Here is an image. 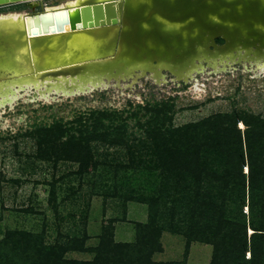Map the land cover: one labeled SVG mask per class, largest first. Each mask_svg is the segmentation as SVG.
<instances>
[{
    "label": "rangeland",
    "instance_id": "rangeland-1",
    "mask_svg": "<svg viewBox=\"0 0 264 264\" xmlns=\"http://www.w3.org/2000/svg\"><path fill=\"white\" fill-rule=\"evenodd\" d=\"M64 1L12 0L0 4V14L31 13L33 6L38 12ZM215 41L224 43L219 37ZM240 53L234 59H197L199 66L186 80L166 69L161 70L159 80L148 70H136L118 79L102 76L100 82L88 83L82 90L40 83L13 85L7 96L0 94V254L7 252L3 240L12 230L42 234L46 244L63 245L86 233L85 246L91 249L106 228L115 241L135 242L139 226L148 221V206L125 199V172L119 167L129 161L128 148L92 141L93 159L80 173L75 161L39 155L35 125L58 117L75 125L80 115L84 120L92 109H122L132 104L121 115L124 118L138 103L169 97L174 126L233 109L264 117V56L256 59ZM139 112L142 116L146 109ZM126 123L130 142L138 145L142 129L132 116ZM238 126L244 128L241 122ZM185 241L181 233L164 230L162 250L152 260L156 264H210V244L193 241L185 256ZM94 254L69 250L65 257L90 260Z\"/></svg>",
    "mask_w": 264,
    "mask_h": 264
},
{
    "label": "trees",
    "instance_id": "trees-1",
    "mask_svg": "<svg viewBox=\"0 0 264 264\" xmlns=\"http://www.w3.org/2000/svg\"><path fill=\"white\" fill-rule=\"evenodd\" d=\"M171 100L138 103L124 118L132 104L92 109L75 125L58 117L34 128L39 155L75 161L80 173L93 159L92 141L128 148L129 161L119 167L125 199L148 206V221L135 242L115 241L106 228L91 249L86 233L63 245L12 230L4 236L7 252L0 254V264H156L152 255L162 250L164 230L185 237V256L197 241L212 246L210 264H264V117L233 109L174 126ZM131 116L143 132L138 145L127 133ZM69 250L95 254L90 260L67 259Z\"/></svg>",
    "mask_w": 264,
    "mask_h": 264
},
{
    "label": "bare ground",
    "instance_id": "bare-ground-1",
    "mask_svg": "<svg viewBox=\"0 0 264 264\" xmlns=\"http://www.w3.org/2000/svg\"><path fill=\"white\" fill-rule=\"evenodd\" d=\"M153 1H107L116 12L119 2L128 6L130 16L139 23L111 21L99 32L92 22L82 24L85 0H66L33 13L0 14V94L7 96L13 85L40 83L82 90L88 83L100 82L102 76L119 78L136 70H148L159 80L161 70L167 69L186 80L199 66L197 59H234L241 50L240 56H264V0H224L228 6L212 0L204 2L195 15L190 5L185 17L168 19L155 12L144 19ZM160 1L168 9L175 3ZM120 27L132 38L143 37L142 44L119 41ZM217 33L226 42L211 48Z\"/></svg>",
    "mask_w": 264,
    "mask_h": 264
},
{
    "label": "water",
    "instance_id": "water-1",
    "mask_svg": "<svg viewBox=\"0 0 264 264\" xmlns=\"http://www.w3.org/2000/svg\"><path fill=\"white\" fill-rule=\"evenodd\" d=\"M9 1H12V0H0V4H4ZM107 1H110V0H85V2L82 3L80 17H81L82 24L84 27L86 23L91 24L92 22L94 24L93 26L94 31L99 32L100 30H102V28H105L108 25H110L111 21H114V22L118 21L121 24L127 23L128 25L130 24V19H131L133 23L134 22L135 24L139 23V20L137 19V17L134 16L135 18L134 17L132 18V16H130L129 14L130 10L128 6H126L125 4L123 6V4L119 2L117 5V12H116L115 7L110 2H107ZM206 1H212V0H187L185 3H182L181 0H175V3L172 5V7L168 9L166 7L167 4H165L164 2H161L160 0H154L152 4V8H150L146 16H144V19H149L155 12L168 19H172L173 16L177 18L185 17L188 15V12H185V10L187 9L186 7L190 5L193 6L192 9L194 10V12L192 14L195 15V14L200 13L203 7L202 4ZM221 2L225 6L230 5L229 2L227 1L221 0ZM34 7L35 6L31 7L32 8L31 13L35 11ZM177 11H180L179 15H175ZM136 26H135V31L137 30ZM118 29H119L118 30L119 31V41L120 40L127 41L130 44H132V42H135L136 44H139V43L142 44L143 37L138 36V37L132 38L130 35H128V32L126 33L123 31L122 27ZM217 37L221 38L224 41V43L218 44L215 41V38ZM225 42H226V38L222 34L217 33L212 39L211 47L213 45L221 46L225 44ZM105 78H108V77H105Z\"/></svg>",
    "mask_w": 264,
    "mask_h": 264
},
{
    "label": "flooded vegetation",
    "instance_id": "flooded-vegetation-1",
    "mask_svg": "<svg viewBox=\"0 0 264 264\" xmlns=\"http://www.w3.org/2000/svg\"><path fill=\"white\" fill-rule=\"evenodd\" d=\"M217 43L220 44L221 42H218V41H217Z\"/></svg>",
    "mask_w": 264,
    "mask_h": 264
}]
</instances>
